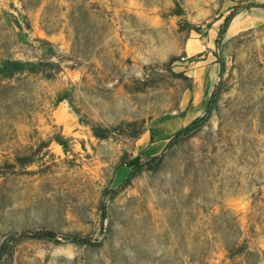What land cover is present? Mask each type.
Returning a JSON list of instances; mask_svg holds the SVG:
<instances>
[{
    "label": "rangeland",
    "instance_id": "374dc122",
    "mask_svg": "<svg viewBox=\"0 0 264 264\" xmlns=\"http://www.w3.org/2000/svg\"><path fill=\"white\" fill-rule=\"evenodd\" d=\"M0 264H264V0H0Z\"/></svg>",
    "mask_w": 264,
    "mask_h": 264
},
{
    "label": "trees",
    "instance_id": "16d2710c",
    "mask_svg": "<svg viewBox=\"0 0 264 264\" xmlns=\"http://www.w3.org/2000/svg\"><path fill=\"white\" fill-rule=\"evenodd\" d=\"M226 27H227V25H226ZM201 121V119H196L189 127H187L186 129H185V131H188V130H190L196 123H198V122H200ZM183 133V131H179V133Z\"/></svg>",
    "mask_w": 264,
    "mask_h": 264
}]
</instances>
